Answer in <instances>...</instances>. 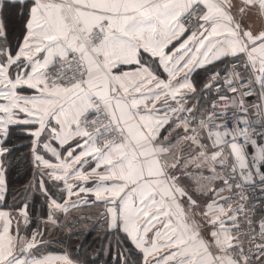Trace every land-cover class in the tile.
Instances as JSON below:
<instances>
[{
    "label": "snow or ice",
    "instance_id": "snow-or-ice-1",
    "mask_svg": "<svg viewBox=\"0 0 264 264\" xmlns=\"http://www.w3.org/2000/svg\"><path fill=\"white\" fill-rule=\"evenodd\" d=\"M0 264H264V0H0Z\"/></svg>",
    "mask_w": 264,
    "mask_h": 264
},
{
    "label": "trees",
    "instance_id": "trees-1",
    "mask_svg": "<svg viewBox=\"0 0 264 264\" xmlns=\"http://www.w3.org/2000/svg\"><path fill=\"white\" fill-rule=\"evenodd\" d=\"M53 247H55V246H53Z\"/></svg>",
    "mask_w": 264,
    "mask_h": 264
}]
</instances>
